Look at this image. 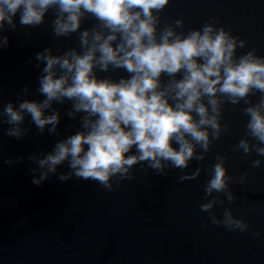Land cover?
<instances>
[{"label":"clouds","instance_id":"9594fccd","mask_svg":"<svg viewBox=\"0 0 264 264\" xmlns=\"http://www.w3.org/2000/svg\"><path fill=\"white\" fill-rule=\"evenodd\" d=\"M168 4L169 0H0V49L8 45L5 25L15 30L18 12L20 25L35 28L53 10V38L76 34L78 39V47L62 53L45 48L36 54L37 67L44 65L36 89L42 100L22 98L29 93L26 85L16 101L0 108V120L10 125L6 135L16 139L30 131L22 126L26 115L40 133L47 127L56 135L61 117L54 102L70 101L67 115L79 116L80 130L58 140L47 154L28 157L37 166L32 171H39L34 184L55 174L65 161L71 171L61 173V181L75 176L108 191L113 190V177L117 186L132 180L133 166L144 162L158 175L175 168L182 173L180 182L195 179L201 167L184 170L193 159L204 161L213 141L227 130L221 123L224 105L241 102L247 135L235 148L244 155L255 151L264 156V55L254 47L238 55L247 41L230 28L217 27L215 17L199 28L178 31L183 18L162 20ZM89 18L95 23L82 27ZM116 70L126 75H98ZM256 93L260 98L253 102ZM20 159L9 158L7 163ZM216 159L200 210L209 214L213 225L243 233L249 224L235 217L231 207H224L221 217L213 211L225 204L220 194L228 204L236 199L229 185L236 178L228 173L227 157ZM260 166V159L251 163L252 168ZM247 176L245 171L239 182ZM254 235L260 237L261 232Z\"/></svg>","mask_w":264,"mask_h":264},{"label":"water","instance_id":"95a60500","mask_svg":"<svg viewBox=\"0 0 264 264\" xmlns=\"http://www.w3.org/2000/svg\"><path fill=\"white\" fill-rule=\"evenodd\" d=\"M212 17L217 27L230 28L233 35L247 41L238 55L253 47L264 55V0H169L162 14L168 23L183 18L178 31L185 32ZM54 18L49 10L44 24L30 28L20 25L18 12L16 29L8 30L5 25L8 45L0 49V108L16 101L26 85L29 93L22 98H44L36 92L44 66L37 67L38 52L52 48L57 54L78 47L76 34L53 38ZM94 23L89 18L82 27ZM98 75L118 79L126 74L116 70ZM259 98L256 93L252 100ZM242 107L243 102L224 105L221 123L227 130L213 141L204 161L193 159L184 170L201 167L195 179L180 182L182 173L175 168H169L168 175H158L144 162L133 166L132 180L117 186L113 177L112 191L75 176L61 181L59 175L71 171L67 161L41 184L33 183L39 171H32L37 166L28 157L47 154L58 140L80 130L79 116L67 115L70 101L53 103L61 117L56 135H50L47 127L40 133L26 115L22 126L30 131L16 139L6 135L10 125L0 120V264H264V156L255 151L244 155L235 148L247 135L248 118ZM217 155L227 157L225 166L236 178L229 182L236 199L228 204L220 194L225 204L213 211L221 217L223 208L231 207L235 217L249 224L243 233L213 225L209 214L200 210ZM18 157H22L19 162L7 163ZM255 159L261 160L259 168L251 167ZM245 171L248 176L240 183ZM255 231L261 236L256 237Z\"/></svg>","mask_w":264,"mask_h":264}]
</instances>
